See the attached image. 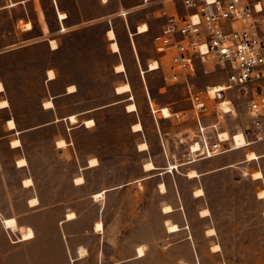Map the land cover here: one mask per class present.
Returning <instances> with one entry per match:
<instances>
[{
    "label": "rangeland",
    "instance_id": "1",
    "mask_svg": "<svg viewBox=\"0 0 264 264\" xmlns=\"http://www.w3.org/2000/svg\"><path fill=\"white\" fill-rule=\"evenodd\" d=\"M135 1L125 0L129 5ZM166 3L171 5L173 0H166ZM176 4L183 12L182 1L177 0ZM160 8H164V0H154L133 15L138 20L144 16L159 17ZM105 27L98 25L80 35H61V53L42 50L38 54L60 67L61 84L76 82L82 87L80 96L61 101L65 111L79 112L121 100L122 97L114 96L113 90L120 81L129 80L133 84L134 99L131 102L138 105V113L128 114L125 110L128 102H123L98 111L95 114L97 126L72 131L75 142L72 150L75 154L76 149L78 161L72 158V152L62 155L54 150L50 140L56 129H48L34 137L29 149L39 190L45 187L42 193L64 201L60 207L49 209L75 212L80 220L70 232H87L86 237L77 238L81 242L90 240L92 244L91 259L85 264H264V200L259 197L264 192V141L193 163L190 146L197 140L198 126L185 86L165 84L163 67L146 72L154 62L147 67L149 60L158 57L150 36L136 41L146 72L145 82L133 55L130 59L123 57L128 65L127 75H113L111 64H115V59L109 54L103 37ZM210 63L206 69H199L194 80L197 88L226 83V74ZM145 84L155 110H159L158 124ZM37 96L34 86L30 98ZM228 100H233V113L223 114L221 103L211 101L203 118L205 125L219 123L218 132L232 136L240 134L250 118L245 98L228 93ZM20 104L27 111L36 109L37 102L21 101ZM164 108L169 109V118L164 117ZM138 120L144 131L134 133L133 124ZM60 130L70 133L67 126ZM142 142L149 144V151L139 152ZM252 153L258 159L248 161V155ZM92 156L100 159L101 167L87 171V188L77 190L72 179L79 165L84 166ZM148 163L155 169L146 172ZM230 164L232 167L215 171ZM191 170H196L199 176L190 179ZM259 172L263 177L255 179L254 175ZM162 184L166 192H163ZM111 188L116 189L105 195L106 189ZM199 189L204 191L201 197L196 196ZM99 193H103L102 197L95 196ZM93 194L94 199H82ZM168 205L174 211L164 213ZM205 210L209 211L208 215L203 213ZM42 220L44 218L38 219L39 225ZM57 220L56 214L49 218L46 243L49 252L41 253L38 242L17 254L13 259L15 264H72L70 257L62 251L63 245L67 247L66 238L62 242L56 237ZM98 221L104 223L103 236L88 234ZM167 222L178 224L179 230L169 232ZM211 229L216 231L215 235L208 233ZM215 246H220V250L216 251ZM139 247L145 250L142 257L138 254Z\"/></svg>",
    "mask_w": 264,
    "mask_h": 264
},
{
    "label": "crops",
    "instance_id": "2",
    "mask_svg": "<svg viewBox=\"0 0 264 264\" xmlns=\"http://www.w3.org/2000/svg\"><path fill=\"white\" fill-rule=\"evenodd\" d=\"M153 1L136 0L129 5L125 0H0V264H15L13 259L17 254L24 252L38 242L41 244V253H48L47 231L49 218L54 214L58 219L56 237L62 242L65 238L67 240V247L62 246L63 253L70 257L72 264H85L90 261L91 241L81 242L77 239L86 237L87 232L85 234L70 232L72 226L76 225L80 218L76 214L75 219L68 220L67 215L70 212H60L59 208L49 209V207H60L64 201L56 199L58 197H52L49 193H42L45 187H42L41 191L39 190L38 181L32 169L29 149L34 137L48 129H56V133L50 140L54 150L62 155L72 152V158H76L78 161L79 155L76 149L74 150L75 154L72 150V147L75 146L72 131L81 127L91 129L97 126L95 114L109 107L128 102L125 105L128 114L138 113L139 107L135 102H131L134 99L133 84L129 80H124L120 81L113 90L114 96L122 97L121 100L79 112L65 111L61 101L68 97L80 96L82 87L76 82H71L68 85L61 84L63 83V74L60 67L48 59L43 60L38 53L42 50L51 54L61 53L63 50L61 35H80L91 31L98 25H104L106 27L103 37L107 42L109 54L115 59V64H111L112 74L115 76L127 75L128 65L125 59H130L133 55L139 64L141 77L145 82V73L154 71H149V68L146 72L143 70L136 41L140 37H152L153 49L158 57L149 60L147 67L151 61H157L160 65L157 70H160L161 67L164 69L165 63L155 50L154 39L165 26L164 12L174 14L179 11L176 4L177 0H173L171 5H168L164 0V8L158 10L159 17L156 15L153 17L144 16L140 20L134 17L133 14L136 11L147 7ZM63 14H66L67 17H62ZM156 18L161 20L158 21ZM29 24L31 25L30 28L27 27ZM144 24L148 26L149 30L140 33L139 28ZM109 30H114L116 34V40L120 47L119 52H114L111 48V40L108 38ZM53 41L58 45L56 48L52 46ZM120 63L126 67V71L123 73L116 71V66ZM50 72L55 74L54 78L50 77ZM126 83L130 84L132 91L123 94L117 93V88ZM34 86L37 87L38 96L36 99L30 98ZM71 86H75L77 91L69 93ZM145 88L152 113L154 111V119L158 124L157 113L159 110H155L146 84ZM124 96L126 98H123ZM31 100L37 102L36 109L23 110L20 102ZM49 102L52 103V106L46 107ZM131 103L136 104L137 111L128 112L127 106ZM72 116L77 118L76 123H71L69 118ZM89 120L95 122L93 127L86 126V121ZM137 123L142 124L140 120L135 124ZM64 126H67L69 134L60 130ZM143 131L144 127L140 132ZM133 132L140 133L134 130ZM17 140L20 144L18 146L13 145ZM61 140L66 142L65 147L58 146ZM139 152L146 151L139 150ZM22 159L27 161L25 166L18 165ZM92 159H97L99 165L90 166ZM245 161L244 163H249ZM232 165L221 167L215 171L224 170L232 167ZM100 167V159L96 156L88 158L84 166L80 164L76 176L72 179L74 188L80 191L86 189L88 185L86 172ZM79 177L84 178V183H75ZM27 180H32L33 185L27 186L25 184ZM114 189H106L105 195ZM52 194L54 193L52 192ZM94 195L85 196L82 199L89 197L94 199ZM33 199H38L36 205L31 204ZM39 218H44L40 225L38 224ZM12 219L17 222L16 229L7 224V221ZM167 221L171 222V220ZM96 224L97 222L88 234L101 237L104 231L97 232L95 230ZM26 229L33 230L35 234L33 239L23 240L24 232L28 231ZM81 251L84 253L82 254Z\"/></svg>",
    "mask_w": 264,
    "mask_h": 264
},
{
    "label": "built area",
    "instance_id": "3",
    "mask_svg": "<svg viewBox=\"0 0 264 264\" xmlns=\"http://www.w3.org/2000/svg\"><path fill=\"white\" fill-rule=\"evenodd\" d=\"M180 1L184 11L164 12L166 23L155 37L154 46L165 63V84H183L188 94L198 126L193 144L199 145L198 151L190 146L193 160L236 150L235 139L239 134L224 139L222 132H218L219 123L207 126L203 118L211 101L221 104L227 101L234 108L228 93L247 101L250 120L240 133L243 148L263 142L264 0ZM210 62L226 74L223 91H214L209 86L200 89L194 83L199 69H206Z\"/></svg>",
    "mask_w": 264,
    "mask_h": 264
},
{
    "label": "bare ground",
    "instance_id": "4",
    "mask_svg": "<svg viewBox=\"0 0 264 264\" xmlns=\"http://www.w3.org/2000/svg\"><path fill=\"white\" fill-rule=\"evenodd\" d=\"M62 17L66 18L67 15L66 14H63ZM27 27L30 28L31 25L29 24ZM148 30H149V28H148V26L146 24L140 26V28H139V32L140 33L147 32ZM108 37L111 40V48H112V50L114 52H119L120 51V47H119V44H118V42L116 40V34H115L114 30H109ZM52 46H53V48H56L58 45L56 44V42L53 41L52 42ZM149 68H150L149 71H155V70H157V69L160 68V65H159V63L157 61H154V62H152L150 64ZM116 71L118 73L125 72L126 71L125 65L123 63H120L116 67ZM49 75H50L51 78H54L55 77V74L53 72H50ZM211 88L214 91H223L224 90L223 85L222 86H217V87H211ZM131 90H132V88H131L130 84L126 83L125 85L117 88V93H119V94L129 93V92H131ZM74 91L75 92L77 91L75 86L69 87V93L70 92H74ZM51 106H52V103L51 102H49V103L46 104V107H51ZM221 108H222V111L225 114L232 113L234 111V109L232 108V106L229 105V103L227 101L221 104ZM127 110H128V112H135V111H137L136 104H130V105H128L127 106ZM163 114H164V117L165 118H169L171 116L168 108H164L163 109ZM69 119H70V121L72 123H75L76 122V117L75 116H72ZM11 125H13V124H11ZM94 125H95V122L93 120L86 121V126L87 127H92ZM142 129H143V127H142V124L141 123H137L136 125H134V130L135 131L140 132ZM221 137L224 138V139H231V136H229V134L227 132H222ZM235 141H236V150L244 147V140H243L241 134L237 135ZM19 144H20V142H18V140H17V142H14L13 143V145H15V146H18ZM58 146L59 147H65L66 146V142L64 140H61V141H59ZM198 147H199V145H193V147H192L193 148V151H195V152L198 151ZM140 150L141 151L148 150V144L143 143L140 146ZM256 159H258V157H257V155L255 153H252V154H249L248 155V161H253V160H256ZM26 164H27V161L25 159H22V160H20L18 162V165L19 166H25ZM90 165L91 166H97L98 165V160L97 159H92L90 161ZM154 169H155V167L151 163H148V164L145 165V171L146 172H150V171H152ZM188 176H189L190 179H194V178H197L199 176V174H198V172L196 170H192L189 173ZM254 177H255V179H261L263 177V175H262V173L259 172V173L255 174ZM75 183L76 184H82V183H84V178L83 177L77 178L76 181H75ZM25 184L27 186H31V185H33V181L32 180H27L25 182ZM161 188H162L163 192H166V187H165L164 184H162ZM203 194H204V191L202 189H199L196 192V196L197 197H201V196H203ZM102 195H103V193H99V194H97L95 196H97V197L98 196H101L102 197ZM259 197L261 199H264V192H261ZM37 203H38V199H33L31 201V204L32 205H36ZM173 211H174L173 208L171 206H169V205L166 206L165 209H164V213H171ZM203 213L205 215H208L209 214V211L208 210H205V211H203ZM75 218H76V214L73 213V212L67 215V219L68 220H73ZM7 224L9 226H11L13 229H16L17 228V222L14 219L8 220L7 221ZM167 224H168V230H169V232H176V231L179 230V227L177 225L170 224L169 222H167ZM96 228H97V231L98 232H102L104 230L103 223L102 222L97 223ZM26 230H28V229H26ZM208 233L212 236V235H215L216 231L214 229H211V230H209ZM34 237H35V234H34V232H33L32 229H29L28 231L24 232V234H23V239L24 240L33 239ZM214 248H215L216 251H219L220 250V246H215ZM138 254H139V257H142V256L145 255V250H144L143 247H139L138 248Z\"/></svg>",
    "mask_w": 264,
    "mask_h": 264
}]
</instances>
